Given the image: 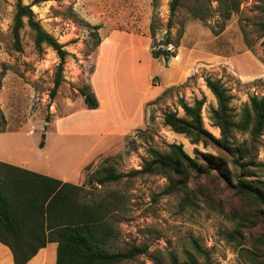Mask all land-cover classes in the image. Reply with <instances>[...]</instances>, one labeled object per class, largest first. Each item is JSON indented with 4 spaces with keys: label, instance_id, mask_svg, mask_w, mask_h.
<instances>
[{
    "label": "rangeland",
    "instance_id": "374dc122",
    "mask_svg": "<svg viewBox=\"0 0 264 264\" xmlns=\"http://www.w3.org/2000/svg\"><path fill=\"white\" fill-rule=\"evenodd\" d=\"M170 1L22 0L68 52L62 84L52 98L57 53L46 45L37 47L26 20L19 49L13 36L17 0H0V162L66 175L71 184L86 187L89 200L109 203L113 250L148 247L145 254L120 264H171V255L184 263L188 252L200 264H264V207L235 193L227 178L230 174L235 184L239 176L248 175L252 185L264 188V132L256 141L249 134H236V142H245L251 157L236 168L214 147L192 144L173 132L163 119L165 111L184 115L180 99L193 105L205 98L204 127L220 139V130L210 121L217 100L206 86L209 76L229 90L236 122L252 97L264 99V36L258 27L264 20V0H183L172 18ZM231 5L238 9L228 17L225 9ZM111 33L116 43L101 52L99 73L90 83L99 47ZM168 41L173 44L166 45ZM152 46L176 52L178 63L187 65L188 77L147 106L143 128L116 139L109 149L114 138L104 135L108 124L85 106L80 89L90 87L94 94L95 88L100 94L120 90L138 98L146 77L134 69L141 66L151 73L154 85L168 83V65L152 57ZM59 119L62 128L56 124ZM174 143L197 162L189 193H166L169 181L159 174H135L103 186L89 183L88 176L103 166H114L118 173L140 170L150 159L149 148L167 152Z\"/></svg>",
    "mask_w": 264,
    "mask_h": 264
},
{
    "label": "trees",
    "instance_id": "16d2710c",
    "mask_svg": "<svg viewBox=\"0 0 264 264\" xmlns=\"http://www.w3.org/2000/svg\"><path fill=\"white\" fill-rule=\"evenodd\" d=\"M183 0L170 1V16L176 14ZM227 6L225 11L228 17L231 12L238 9L234 5ZM195 18L204 19L200 12H193ZM33 31L37 47L46 45L55 51L60 59L57 78L51 97L54 98L62 84V71L68 52L64 46L52 35L43 30L36 21L32 6L24 5L22 0H17L16 13L13 25L15 45L20 49V33L25 26ZM258 27L264 36V20ZM99 29V27H97ZM151 39L155 43L156 29L152 25ZM173 44L167 42L166 45ZM264 47V41L262 43ZM179 48V44H175ZM152 57L162 58L166 65L176 57L174 51L161 47L154 50ZM206 86L217 100V108L210 115L212 126L220 130L221 138H215L205 129L202 109L205 98L196 99L193 105L184 99L179 100V106L184 115L178 111H165L163 114L164 125L173 132L185 135L191 139L192 144H203L204 147H214L223 153L232 166L241 167V161L251 159L249 148L245 144L236 142V134H249L251 140L256 141L264 132V99L254 96L250 104L241 114V119L236 122L230 103L233 99L229 90L220 79L205 78ZM85 106L91 110L99 108V101L92 88H81ZM43 146V143L41 144ZM167 152L154 148L148 149L149 160L145 161L140 170L133 173H118L114 166H103L96 173L88 176L90 184L103 186L108 183L118 182L135 174H159L168 179L166 193H189L188 181L193 171L198 170L197 162L190 157L181 144H170ZM201 157H207L200 152ZM227 166V164H225ZM229 173V170L228 172ZM248 175L238 177L235 184L232 176L227 175L230 186L238 195L251 198L264 207V188L257 187L253 181L247 179ZM111 214L110 204L104 200L95 201L88 199L84 185H74L38 175L25 169L0 162V221L8 223L12 233H19L20 226L33 225L34 241H21L15 235V242H7L0 234V242L6 245L13 254L14 264H27L41 249L51 242L58 244L56 264H120L145 254L148 247H131L127 251H114L112 241L114 230L109 223ZM199 255L202 250L197 247ZM171 264H200L192 253H187V261L179 262L178 258L171 255ZM157 264H161L157 260ZM207 264V263H206Z\"/></svg>",
    "mask_w": 264,
    "mask_h": 264
},
{
    "label": "crops",
    "instance_id": "0c3cea01",
    "mask_svg": "<svg viewBox=\"0 0 264 264\" xmlns=\"http://www.w3.org/2000/svg\"><path fill=\"white\" fill-rule=\"evenodd\" d=\"M120 34L127 35L126 32H122ZM148 39V38H147ZM115 40L112 39V33L106 35L103 39L99 47V51L97 54V63L95 70L91 76L90 83H94L97 74L99 73V69L102 64V51L105 47H113L115 45ZM177 54V53H176ZM180 56L177 55L175 58H172L168 63V72H169V82L166 84L161 83L160 85H154L151 80V73L146 70L144 67L134 69V72H143L145 73V80L142 82L143 91L142 94L137 98H132L128 94H124L122 92L117 91H109V93L102 94L98 93V90L95 88V95L99 101V108L96 113H99L104 116V123L108 124L106 130L104 131V135L108 138H114L113 141L109 143V149L118 142L116 139H122L130 136L135 131L144 127L146 118H147V106L154 102L156 99L160 98L162 94L169 88L174 87L176 84L183 82L187 79V65L185 63H178ZM163 84V85H162ZM92 87V84H91ZM95 87V86H94ZM137 99V100H136ZM137 101V103H136ZM135 105V109L130 113L128 110ZM62 119V118H61ZM59 119L56 124L61 127L62 121ZM58 127V126H57ZM60 134L64 133L61 132ZM88 152L85 153L87 155ZM8 164V163H6ZM11 165V164H9ZM22 169H25L29 172L42 175L45 177H49L52 179H56L62 181L64 183H70L69 177L66 175L55 176L50 173H43L41 169H36L35 167H30V165L22 164V165H12ZM71 184V183H70ZM74 185H77L74 183ZM11 228L15 227L10 226L8 223L0 221V234L7 242H15L18 239H15V235L20 237L21 241H34L36 240L35 235L32 230L34 229L33 225H24L20 226L21 231L17 234L12 233ZM16 229V228H15ZM57 249L58 244L56 242H51L47 245L46 248L41 249L38 254L27 264H44L46 260V264H56L57 259ZM0 264H14L13 254L11 250L4 244L0 242Z\"/></svg>",
    "mask_w": 264,
    "mask_h": 264
}]
</instances>
